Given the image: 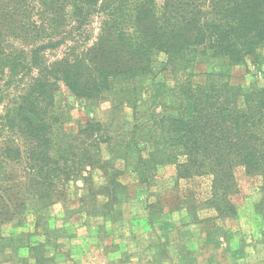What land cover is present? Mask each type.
I'll return each instance as SVG.
<instances>
[{
	"label": "trees",
	"instance_id": "1",
	"mask_svg": "<svg viewBox=\"0 0 264 264\" xmlns=\"http://www.w3.org/2000/svg\"><path fill=\"white\" fill-rule=\"evenodd\" d=\"M262 48L264 0H0V224L33 208L43 225L49 206L65 198V184L91 183L94 168L107 177L99 194L124 186L100 145L115 158H128L131 148L122 141L112 147L122 137L109 131L112 123L88 121L65 132L61 86L78 101L117 103L157 63L176 74L198 55L225 65L258 62ZM222 75L225 83L177 82L176 113L156 111L148 134L154 147L138 159L176 163L179 178L211 176L209 206L233 218L237 166L259 177L264 192V87L245 89ZM10 164L21 172L8 173ZM258 205L264 215V195ZM35 246V264L51 263Z\"/></svg>",
	"mask_w": 264,
	"mask_h": 264
},
{
	"label": "rangeland",
	"instance_id": "2",
	"mask_svg": "<svg viewBox=\"0 0 264 264\" xmlns=\"http://www.w3.org/2000/svg\"><path fill=\"white\" fill-rule=\"evenodd\" d=\"M258 53V62L246 58L237 65H225L198 55L190 67L176 74L161 72L162 65L157 63L153 74L139 80L131 96L117 103L111 99L78 101L61 86L56 100L63 112L65 132L74 133L88 121L112 123L109 131L122 135L111 139L112 147L122 141L131 148L128 158H115V153H109V146L100 145L102 157L112 158V163L121 170L117 180L124 186L116 190L111 187L108 193L99 194V187L107 183V177L96 168L90 170L91 183L85 184L77 178L69 180L65 184V198L49 206L43 225H36L33 208L25 210L20 219L0 224V264H35L30 245L38 246L39 254L51 257L49 264H178L182 260L190 264H264V215L258 209L264 192L259 177L246 175L241 166L235 168L237 191L231 200L237 209L243 207L244 213L245 204L248 205L247 212L242 218L238 214L222 218L209 206L211 176L179 178L176 163L162 162L154 167L138 159L146 158L154 147L148 134L154 130L156 111L176 113L172 90L177 82L194 85L210 77L225 83L227 79L222 73H229L231 84L245 89L262 88L264 48ZM159 59L163 61L165 56L160 55ZM155 85L160 86L153 92ZM129 104L136 106L132 109ZM7 169L8 173L21 172L16 164H10ZM258 193L260 198L255 202ZM105 203L108 205L102 206ZM260 208L264 211V205ZM102 213H106L107 218L99 216ZM182 213L185 215L183 225ZM149 226L151 231L146 230ZM199 228L200 235L197 234ZM134 229L142 235L127 238ZM162 235H168L167 239L174 243L180 241V251L172 250L173 245L167 247L162 256L157 248L153 249V241ZM231 238H235L238 245L233 253L229 246ZM219 240L227 241L228 245H218ZM206 241L213 251L208 252L209 248L201 245ZM108 249H118L117 258H107ZM131 257L134 260L131 261ZM234 259H238L236 263Z\"/></svg>",
	"mask_w": 264,
	"mask_h": 264
},
{
	"label": "crops",
	"instance_id": "3",
	"mask_svg": "<svg viewBox=\"0 0 264 264\" xmlns=\"http://www.w3.org/2000/svg\"><path fill=\"white\" fill-rule=\"evenodd\" d=\"M244 198H247V197H244ZM259 198H260V196H259V193L257 194V199H255V202H258L259 201ZM254 201H252L251 203H253V204H250L251 206H253L254 205V203H255ZM247 206L248 205H246L245 204V213L247 212ZM241 210H242V212H241ZM241 210L238 208L237 209V216L239 217V218H242L243 217V215L245 214L244 213V211H243V207L241 208ZM143 217V216H142ZM184 217H185V215H184V213H182V215H181V218H183V221L181 222V224L183 225V224H185V219H184ZM143 218H146V217H143ZM143 218H141V219H143ZM137 220H139V219H137ZM136 220V221H137ZM135 221V222H136ZM196 225V224H195ZM132 228V227H131ZM133 230V229H132ZM137 230V229H136ZM135 229H134V231H131V232H129V234L127 235V238H132L133 236L134 237H137L139 234L140 235H142V232H139L138 230L136 231ZM147 231H151L152 230V227H150L149 226V228L148 229H146ZM179 231L181 232V229H179ZM194 234H195V232H194ZM197 234L198 235H200L201 233H200V228L199 229H197ZM168 236V235H167ZM167 236H165V235H162L161 237H160V239H158V240H156V241H153V242H155V244H152V246L151 247H153V249H155L156 250V248H157V250H159L160 252V254L162 255V253H166V249H167V247L169 248V247H172L173 245H174V248L172 249V250H177V247H178V244L180 243V241L178 242V243H174V241H171L170 239H167ZM195 236V235H194ZM202 236V235H201ZM182 243V242H181ZM201 244V243H200ZM203 244L206 246V248H209V249H206V251H208V252H210V250H212L213 251V248L211 247V245H210V243L209 242H205V243H203L202 242V246H203ZM226 244L228 245V243H227V241L226 242H224V241H222V240H219V242H218V245H220V246H222V245H224V246H226ZM229 246H230V252L231 253H233L235 250H237V248H238V245H236V239L235 238H231L230 240H229ZM211 248V249H210ZM118 249H116V251H117ZM202 250V249H201ZM240 250V249H239ZM115 251V249H112V250H110V249H108V251L107 252H105L106 253V257L107 258H114L113 256H115V258H117L116 257V252ZM110 255H112V257H110ZM209 256H210V254H208ZM163 256V255H162ZM208 256V257H209ZM130 260L132 261V260H134L132 257L130 258ZM210 260V259H209ZM237 260L238 259H234V260H232L233 261V263H236L237 262ZM206 261L208 262V259H206ZM115 263V262H114ZM131 263H134V261L133 262H131ZM178 264H186V263H184V262H181V263H178ZM194 264V263H193ZM195 264H197V263H195Z\"/></svg>",
	"mask_w": 264,
	"mask_h": 264
}]
</instances>
